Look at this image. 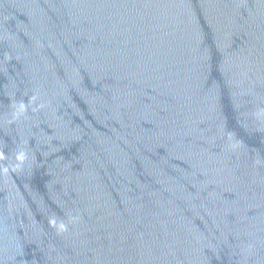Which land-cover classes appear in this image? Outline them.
<instances>
[{
    "label": "water",
    "instance_id": "1",
    "mask_svg": "<svg viewBox=\"0 0 264 264\" xmlns=\"http://www.w3.org/2000/svg\"><path fill=\"white\" fill-rule=\"evenodd\" d=\"M0 264H264V0H0Z\"/></svg>",
    "mask_w": 264,
    "mask_h": 264
}]
</instances>
